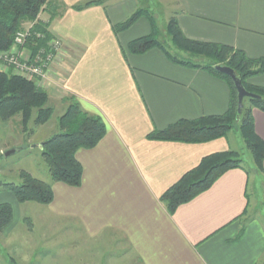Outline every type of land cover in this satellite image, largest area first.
Instances as JSON below:
<instances>
[{"label":"crops","instance_id":"1","mask_svg":"<svg viewBox=\"0 0 264 264\" xmlns=\"http://www.w3.org/2000/svg\"><path fill=\"white\" fill-rule=\"evenodd\" d=\"M56 1L67 7L63 16L52 20L46 9L39 17L64 44V61L53 66L57 77L46 90L61 112L63 99L76 97L86 112L104 119L107 135L95 149L77 152L81 187L50 180L54 201L38 208L33 220L44 222L45 232L74 228L91 242L119 235L136 264L262 263L264 224L259 205L252 212L250 176L243 170L226 173L173 215L161 201L204 158L233 150L229 136L204 144L148 139L181 120L226 114L229 84L172 63L158 48L131 54L129 44L150 36L152 25L144 17L118 35L113 27L139 9L137 0H110L83 11L73 8L91 0ZM168 1L187 38L264 60V0ZM0 72L14 73L1 62ZM249 83L264 88V75ZM253 117L264 141V113L254 109ZM9 199L0 197V204L12 205Z\"/></svg>","mask_w":264,"mask_h":264},{"label":"trees","instance_id":"2","mask_svg":"<svg viewBox=\"0 0 264 264\" xmlns=\"http://www.w3.org/2000/svg\"><path fill=\"white\" fill-rule=\"evenodd\" d=\"M110 0H91L73 9L83 11L93 6H104ZM49 9L51 19H56L67 11L56 0H0V54L9 52L18 32L36 23L34 33H40L44 40L34 35L28 42V48L35 55L52 38L47 25L39 21L40 15ZM147 18L152 25V34L131 42L128 51L134 55H143L158 48L174 64L190 69L204 70L226 81L231 89V102L228 111L220 116H206L197 120H181L164 131H155L148 136L151 141L179 142L186 144H204L227 138L231 132L239 131L250 153L255 171L264 174V141L256 132L253 110L264 113V88L250 85L249 80L264 75V60L251 59L244 52L231 46L195 41L187 38L180 29L176 17L167 25V43L161 39L154 16L138 9L125 22L113 27L116 35L129 30L141 18ZM1 62V61H0ZM218 67H228L234 71L246 90L260 98L250 99L249 106L239 113L238 92L233 80L220 73ZM65 112L58 118L56 133L45 142L44 159L49 167L52 183H63L73 188L82 185L83 167L77 160L79 150L95 149L107 135V125L101 116L86 112L80 101L74 96L63 99ZM50 94L38 86L37 82L12 72H0V120L9 122L20 116L23 132L29 136L36 134L35 128L44 127L53 119L55 107L50 105ZM35 128L31 129V123ZM56 130V129H55ZM243 155L229 150L207 156L198 167L185 174L161 198L170 215L201 194L209 191L226 173L243 170L250 176ZM21 185L4 184V190L11 191L17 201L24 205L36 203L48 206L54 201L51 182L41 181L28 172L20 175ZM14 220L11 204H0V234ZM260 264H264V261Z\"/></svg>","mask_w":264,"mask_h":264},{"label":"rangeland","instance_id":"3","mask_svg":"<svg viewBox=\"0 0 264 264\" xmlns=\"http://www.w3.org/2000/svg\"><path fill=\"white\" fill-rule=\"evenodd\" d=\"M137 2L139 9L147 10L154 16L161 39L166 42L167 25L176 10L172 1L137 0ZM61 59L64 61L63 57ZM55 67L50 68V78L46 84L44 83L46 89L57 77ZM248 103L249 100L246 99V106H249ZM50 105L55 107L53 119L40 128H35L32 122L30 128L36 129L34 136L23 132L20 116L7 123L0 120V197L14 201L11 202L14 210L13 223L0 234V264H136L133 255L128 254L129 247L121 236L106 235L98 241L91 242L74 228L66 229L62 233L61 229L45 232L44 222L33 220L36 219L38 208L45 207L36 203L22 205L11 191L4 190V184L21 185L20 175L23 171L41 181L50 182L51 176L43 156L44 150L33 147L40 144L38 143L40 139L50 137L58 130L56 128L58 117L66 108L61 112L60 106L55 105L53 100ZM229 140L233 150L243 155L247 169L251 170L249 194L252 212L255 205H259V218L264 224V174L255 171L252 157L239 131L231 132ZM11 151L15 153L6 157Z\"/></svg>","mask_w":264,"mask_h":264},{"label":"built area","instance_id":"4","mask_svg":"<svg viewBox=\"0 0 264 264\" xmlns=\"http://www.w3.org/2000/svg\"><path fill=\"white\" fill-rule=\"evenodd\" d=\"M35 24L29 23L27 27L17 33L12 49L0 54V61L6 68L12 69L15 74L35 80L38 86L45 88V84L50 78V68L57 63H63L61 58H64V44L60 39L52 36L45 48L40 49L35 55L32 53L25 55L28 42L34 35L44 40L43 35L34 33Z\"/></svg>","mask_w":264,"mask_h":264},{"label":"water","instance_id":"5","mask_svg":"<svg viewBox=\"0 0 264 264\" xmlns=\"http://www.w3.org/2000/svg\"><path fill=\"white\" fill-rule=\"evenodd\" d=\"M217 70L220 72V73H223L227 76H229L233 82H234V85L237 89V92H238V98H239V113L241 114L243 109H244V102L247 98H250V99H258L260 98L259 96L253 94V93H250L248 90H246V88L244 87V85L242 84V82L240 81V79L236 76V74L234 73V71L228 67H218ZM34 148H43L44 147V144L43 143H40V144H37L35 146H33ZM15 151H11L9 153L6 154V157H9L10 155L14 154Z\"/></svg>","mask_w":264,"mask_h":264}]
</instances>
